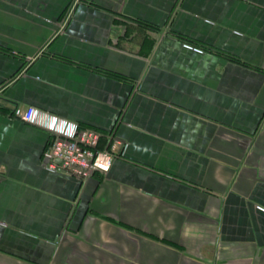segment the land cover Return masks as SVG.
<instances>
[{"label": "crops", "instance_id": "1", "mask_svg": "<svg viewBox=\"0 0 264 264\" xmlns=\"http://www.w3.org/2000/svg\"><path fill=\"white\" fill-rule=\"evenodd\" d=\"M30 105L123 153L47 169ZM0 264H264V0H0Z\"/></svg>", "mask_w": 264, "mask_h": 264}, {"label": "built area", "instance_id": "2", "mask_svg": "<svg viewBox=\"0 0 264 264\" xmlns=\"http://www.w3.org/2000/svg\"><path fill=\"white\" fill-rule=\"evenodd\" d=\"M13 114L30 123L42 126L52 133V140L44 153V166L54 172H66L86 179L95 171L107 172L114 158L123 153V143L112 134L105 137V146L100 131L82 127L47 110L30 105L18 106Z\"/></svg>", "mask_w": 264, "mask_h": 264}, {"label": "trees", "instance_id": "3", "mask_svg": "<svg viewBox=\"0 0 264 264\" xmlns=\"http://www.w3.org/2000/svg\"><path fill=\"white\" fill-rule=\"evenodd\" d=\"M102 136H103V138H102V141H101V143H100V146L99 147H103V146H105V134H102Z\"/></svg>", "mask_w": 264, "mask_h": 264}]
</instances>
